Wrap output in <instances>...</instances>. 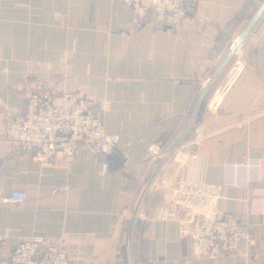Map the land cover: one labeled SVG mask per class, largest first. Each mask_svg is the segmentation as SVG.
I'll return each mask as SVG.
<instances>
[{
	"label": "crops",
	"instance_id": "crops-1",
	"mask_svg": "<svg viewBox=\"0 0 264 264\" xmlns=\"http://www.w3.org/2000/svg\"><path fill=\"white\" fill-rule=\"evenodd\" d=\"M261 1L188 0L180 24L160 28L149 15L129 31L133 15L121 0H0V135L27 95L73 86L106 100L104 124L117 136L104 156L106 176L91 146L81 145L71 165L60 157L36 166L16 145L0 150V191L27 193L22 204H0V264L19 240L35 236L62 244L71 264H128L127 228L142 186ZM225 77L231 86L218 114L208 116L204 108ZM197 122L208 135L197 156L172 152L141 205L134 264H264V215L248 212L251 190L264 188V178L224 188L214 207V218L233 215L254 233L256 244L233 256L194 258L190 219L164 213L180 180L220 184L224 162L264 159V14L206 93Z\"/></svg>",
	"mask_w": 264,
	"mask_h": 264
},
{
	"label": "built area",
	"instance_id": "built-area-1",
	"mask_svg": "<svg viewBox=\"0 0 264 264\" xmlns=\"http://www.w3.org/2000/svg\"><path fill=\"white\" fill-rule=\"evenodd\" d=\"M188 0H121L130 9L133 18L129 31L144 23L149 15L160 28L180 24L186 16ZM123 30L121 35H128ZM231 78H223L214 89L212 100L204 108L206 115L218 114L225 92L231 86ZM107 102L104 98L83 97L76 87H68L58 95L31 93L26 97L22 112L12 115L0 135V150L8 153L12 145L30 156L36 166L50 165L62 157L68 165L76 159L81 145L94 147L101 155V176L110 173L105 155L116 142L117 136L104 124ZM204 124L192 126L191 135L177 148L183 158L197 156V148L207 138ZM263 157L248 156L240 161L222 164L220 184L206 183L200 179H182L173 189L171 202L164 213L167 216L183 214L190 219L200 214V220L190 233L191 251L194 258L214 260L233 256L243 246L256 244L248 224L233 215L223 219L212 216L214 207L224 188H248L263 180ZM56 190V189H55ZM54 190V191H55ZM27 201L26 190L17 188L5 194L0 191V204H22ZM248 212L253 216L264 215V188L251 190ZM1 264H71L66 248L41 236L21 239L15 245L8 260Z\"/></svg>",
	"mask_w": 264,
	"mask_h": 264
},
{
	"label": "water",
	"instance_id": "water-1",
	"mask_svg": "<svg viewBox=\"0 0 264 264\" xmlns=\"http://www.w3.org/2000/svg\"><path fill=\"white\" fill-rule=\"evenodd\" d=\"M264 14V0L260 2L258 5L256 11L249 19L246 26L243 28L241 33L235 38V40L232 42L231 46L229 47L226 54L221 58V60L218 62L217 66L214 68L210 76L203 82L197 97L195 99L192 111L183 126V128L180 130V132L177 134L176 138L172 142V144L168 147V149L163 152L158 160L156 161L154 167L152 168L149 176L147 177L144 185L141 188V191L139 192L135 203L132 208L128 228H127V235H126V253H127V263L128 264H134V253H133V236L134 231L137 223V219L139 217V211L141 208V205L150 189L152 184L154 183L160 169L164 165V163L167 161V159L170 157L171 153L177 150V148L182 143L184 137L189 132V130L192 128L196 116L199 112V109L201 107V104L203 102V99L210 89V87L214 84V82L217 80L219 75L222 73L224 68L227 66L229 61L237 54L242 44L245 42L246 38L248 37L249 33L253 30L255 25L258 23L260 18ZM203 219V216L200 214H195L189 221L186 231L188 233H191L195 227V225Z\"/></svg>",
	"mask_w": 264,
	"mask_h": 264
}]
</instances>
